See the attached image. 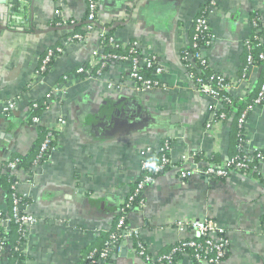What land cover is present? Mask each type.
<instances>
[{"label": "crops", "instance_id": "obj_1", "mask_svg": "<svg viewBox=\"0 0 264 264\" xmlns=\"http://www.w3.org/2000/svg\"><path fill=\"white\" fill-rule=\"evenodd\" d=\"M206 3L99 0L98 20L113 29L116 43L136 42L142 54L158 57L163 87L145 92L129 76L131 62L112 65L99 77H77L76 70L101 51L98 33L83 43H68V28L57 22L83 21L87 0H0V98L17 103L11 116L0 112V169L10 160L32 158L42 128L66 121L46 163L32 172L15 171L17 191L30 200L27 213L36 219L29 228L25 264H82L89 252L101 248L119 206L141 178L143 162L155 163L166 141L176 168L159 176L144 193L145 207L129 215L149 252L156 258L198 238L193 230L179 229L178 222L207 218L226 230L230 253L224 264H264V181L239 173L224 180L198 173L188 180L180 177L185 160L195 154L201 157L197 164L208 168L238 153L235 126L221 122L207 129L213 106L221 104L196 89L181 59ZM256 14L264 25V0H217L209 14L215 41L203 53L213 71L235 83V97L254 92L262 81L260 67L241 78ZM57 45L64 47L63 54L40 78L41 60ZM60 87L64 92L55 94L60 101L33 124L30 104ZM247 133L246 151L264 150V105L253 107ZM259 170L264 178V161ZM0 209L7 210L2 189ZM111 264L147 263L128 241Z\"/></svg>", "mask_w": 264, "mask_h": 264}, {"label": "trees", "instance_id": "obj_2", "mask_svg": "<svg viewBox=\"0 0 264 264\" xmlns=\"http://www.w3.org/2000/svg\"><path fill=\"white\" fill-rule=\"evenodd\" d=\"M59 1V0H56ZM212 2H215V5H212ZM96 13L98 14L99 11V0H96ZM87 5L88 9L86 12L85 19L81 22H77L75 20H68L64 21L63 19H58L59 25L66 26L68 28L67 32V38H68V43H81V41L75 39L76 35H81L82 37L86 36L89 31L87 30V26H89V16L91 13V3L87 0ZM213 6H217V0H208V3H206L197 18L195 19V22L193 24V34L191 37V42L190 45L183 50L181 54V59L183 62V65L185 68L188 70L189 76H192L193 79L192 81L195 83V86L197 89H200L202 84H209L212 86L214 90H218L220 92V95L222 97V108L218 110L216 113L217 118H220V115L224 114L227 117V122H229L232 126L236 127V139L238 141V153L236 154L237 156L229 158L228 160L232 159H238L236 162H244L246 163V167L243 168H237L235 165L229 169L231 170H236V173H239L245 177H250L253 179H258L261 181H264V178L262 174L258 171L260 164L264 161V150L262 149H257V151L254 154L249 153L246 151L245 146L247 142V135L245 134V129L241 127L240 125V119L244 114L247 115V119L249 114L251 113L253 107L256 105V101L258 99V95L262 89V86L264 84V66L261 65L260 68L263 70V75H262V81L260 86L254 90L252 93H248L243 100H241L239 97H235L231 92L229 91H224L219 88V80L220 77L224 78L226 83H231L230 80L225 78L223 75L215 72L212 70L210 61L207 57H205L203 50L204 48L210 47L213 42L215 41V36L211 31V27L209 24V14L211 13V8ZM260 17L258 14L253 18L252 23L254 25L255 20L259 19ZM199 19H206L208 22L207 29L204 28H199ZM55 23V25H57ZM97 27L99 29H105L107 31V34L101 38L100 41V48L101 51L99 54L96 56V62H98L97 65L91 66L90 63H86L82 65L79 68L84 69V72H79V68L76 70L77 77L80 80H86L90 77L93 76H99V72L101 74L106 73L109 68L112 65L115 64H120L125 62V59L129 56H134V57H142V52L140 48H138L136 42H131L127 45H121L118 43L111 44L110 43V38H114V31L113 29L109 26H104L101 25L98 16L96 19ZM257 30H261L259 32V35L264 34V27L262 23H259L258 26H253V33L251 36V41L254 43H257L255 41V34L257 33ZM83 43V42H82ZM60 49L64 51V47L61 45L54 46L48 50L46 55L43 57L41 60V64L38 68L37 71H39L40 67L43 64V61L49 57V62L46 64V70L44 72H39L40 78L45 77L48 75V73L52 70L53 65L55 63V60L57 57L63 54V52H60ZM246 49V62L243 66L242 70V76H245L247 73V68H248V56L253 55L254 58L258 56L259 53L264 52V45L259 46L257 48H252V49ZM102 55L106 57V59H102ZM204 56V57H203ZM204 60L206 62H204ZM140 69V74L144 77V79H150L153 75L154 70L151 68H147L146 66H142ZM131 75V72L129 71V76ZM132 80V79H131ZM202 81L203 83L201 84ZM160 85L163 87V84L160 83ZM62 88V87H60ZM56 101H60L59 96L52 94L51 92L47 94V96L40 100V101H34L30 104V109H32L31 113V122L33 124H36L33 121L34 117H41L45 112H47ZM36 105V107H34ZM38 125V124H36ZM49 129L48 128H42L41 132V140L39 141V145L32 156V158H17L10 160L7 162L1 169H0V189H2L5 194H6V204H7V210H4V214L9 216L11 219V223L8 226V230L6 233H4V229L1 227L0 224V236L3 240H5V248L6 251H3L4 249H1V244H0V260L1 262L3 261L4 257L7 259V264H25L26 263V254H25V247L27 244L28 239L24 238L23 235V227L21 226L20 223L16 221V219L13 217V207H14V201L15 199H18L20 201V210L21 213H25L27 211V208L29 206L30 200L27 198H24L21 196L18 191H17V182L19 181V178L17 174H15V171L17 170H26L28 172H32L33 167H34V161L40 154V149L45 141L47 135L49 134ZM58 146V135H57V140L55 142H51L49 145V151L45 155V157L39 161V163L42 165L45 162L49 160V157H51L53 151L55 148ZM248 152V153H247ZM257 152L262 154L263 159L257 157ZM249 154L252 158L251 161H243V157ZM194 162L197 164L200 162V154H195ZM161 157V153H159L158 159L155 163L153 164H159ZM206 160V159H205ZM227 160V161H228ZM214 162V158L210 160ZM11 163H16V168L11 169L9 165ZM223 163H212L211 166H220ZM172 167L171 166H165L164 170L158 174L155 175V179H157L159 176L162 174L166 173L167 171H171ZM231 176V175H230ZM144 178V172L142 171L141 178L139 179L138 182L134 184L131 196H133L134 200L131 201L130 197L127 199L123 204L119 206L118 209V215L115 219V222L113 224L112 230L108 233V235L105 238L104 244L101 248H98L96 250H92L89 252V254L85 257L83 260L82 264H93V260H99L101 253L108 248V243L113 241L114 243L109 247L110 253L109 257L105 260H103L104 264H111L113 263L117 257L119 256L120 251L122 250L123 244L128 243V241L133 242L134 248L136 251V254L139 256V250L140 247L139 245L142 244V246L146 247V252L145 255L142 256L141 258L147 263V264H166L167 261L163 259L164 256L171 255L172 256V264H181L182 260L184 258L185 254L190 255V259L194 262H197L195 257V251L194 249L191 248H186L183 245L187 242L188 240L181 241L177 243L175 246H173L168 252L163 253L156 258L149 252L146 244L144 241L141 239H138L135 237V235H132V237H129L130 233L132 232L133 228L130 225L129 222V215L133 211L139 210V202L143 199H145V191L151 187L147 186L144 190L141 192L137 193V188L139 182ZM212 180H224L228 177H219V176H210L209 177ZM129 206V207H128ZM127 207V208H126ZM123 208H126L127 213L123 212ZM125 217L124 224L120 226V221L121 219ZM2 219H4V216H2ZM264 224V220H263ZM198 242H201L200 239L196 238ZM177 249L176 252L174 250ZM3 254V255H2ZM149 259V260H148ZM151 259V260H150Z\"/></svg>", "mask_w": 264, "mask_h": 264}, {"label": "built area", "instance_id": "obj_3", "mask_svg": "<svg viewBox=\"0 0 264 264\" xmlns=\"http://www.w3.org/2000/svg\"><path fill=\"white\" fill-rule=\"evenodd\" d=\"M61 1L62 0H59V2H61ZM88 1L91 3V13H90V16L88 19L89 26H87V30L89 31V33L84 37H82L81 35L75 36V39L81 41V43L85 42L87 39H89V37L94 33H98L99 41H101V38H103V36H105L107 34V31L105 29H99L97 27L96 19H97L98 14L96 13V9H97L96 0H88ZM212 5H215V2H212ZM198 23H199V28L207 29L208 22L206 19H199ZM259 23H262L261 18L255 20L254 26H258ZM263 27H264V25H263ZM259 32H261V30H259V31L257 30V33L255 34L256 36L254 38L257 43L252 42L251 38H249L245 42V48L252 49V48H257L259 46L264 45V34L259 35L258 34ZM110 43L115 44L116 43L115 39L110 38ZM137 46L139 48L138 44H137ZM60 52H63V50L60 49ZM101 57L104 60L106 59V57L104 55H102ZM48 62H49V57L43 61L42 66L40 67L39 71H37V75L39 77H40L39 72H44L46 70V64ZM125 62H131V64H132L131 69H130V72H131L130 78L135 83V86L139 91L149 92V91H153V90L162 89V86L160 85L161 82L159 81V77L161 76V74L163 72V68H162V66L158 60V57L156 55H144V54H142V57L141 56L140 57L129 56L125 59ZM204 62H206V61L204 60ZM97 64H98V62H96V59H94L93 62H90L91 66H95ZM261 65L264 66V52L259 53L256 58H254L253 55H249L248 56V68H247L248 71L245 74V76L242 77V79L247 77L250 69H252L254 67H260ZM142 66H146L147 68H151L154 70L153 75L150 79H144V77L140 74L139 68H141ZM84 71H85L84 69L79 68V72H84ZM102 75L103 74H101L99 72V76H102ZM99 76H93V77H90L88 79H91L94 77H99ZM189 77L191 80L193 79L192 76H189ZM200 82H201V84L203 83L202 81H200ZM218 85H219V88L221 90L229 91V92H232L233 89L235 88L234 87L235 83L233 81H231V83L228 84L225 82L224 78H222V77H220ZM197 90L200 93L206 94V95L214 98L215 100H217L219 102V104H221V108H222V102L223 101H222V97L220 95V92L218 90H214L212 88V86L209 84L208 85L202 84L200 89H197ZM62 92H64V89L58 88L52 94L55 95L56 93H62ZM239 98L241 100H243L245 98V96L239 97ZM256 105H264V84H263L262 89L258 95ZM34 107H36V105ZM16 108H17L16 101H14V100L13 101H7V100H2L0 98V112L4 116H6V117L11 116L13 114V112L16 110ZM220 109H217L215 106H213V109H212L213 119L207 124L208 130H213L214 128H216L217 124H219L221 122H227L226 121L227 117L224 114L220 115L219 119L217 118L216 113ZM31 110L32 109L29 110L30 114L32 113ZM33 121L36 124H39L40 118L34 117ZM65 125H66V121L61 119L58 122V124H56L55 127L48 128L50 132L47 135L45 141L43 142V144L41 146L39 156L34 161L33 170H35V169H37V167L41 166L39 161H41L45 157V155L49 151V145L51 144V142H55L57 140V135L59 136V134L61 133V131L65 127ZM240 125H241V127H243L246 130L245 131V134L247 135L246 146H248L251 144V141H250V138H249L248 133H247V115L246 114H244L242 116V118L240 119ZM246 146H245V148H246ZM171 152H172V144L170 141H166L164 146L160 149V153H161L160 161L161 162L159 164H153V162H150L148 160H145L143 162L141 169L144 172V178L138 184L137 193L144 190L147 186H152L156 181L155 175L160 174L164 170L165 166H167V165L171 166L172 170L174 168H176V165L174 164V162L171 159ZM257 154H258L257 157L263 159L262 154H260L258 152H257ZM251 158L252 157L249 154H246L242 159H243V161L249 162L252 160ZM49 159H50V157H49ZM237 160L238 159H232V160L225 161L220 166H210L208 168H201L198 164H196L194 162V158H193V156H191V158H188L185 160V164L183 165L184 167L181 168L182 170L180 173V177L184 180H188L194 174H197V173L202 174L208 178L210 176L230 177V175L236 173V170H234V171L230 170L229 171V169H231L234 165L237 168H243V167L247 166L246 163H244V162H236ZM9 167L11 169H15L16 163H11L9 165ZM258 171H260V170L258 169ZM130 199H131V201H133L134 200L133 196H131ZM144 207H145V199H143L139 202V210L143 209ZM126 208L122 209L124 213H127ZM13 214H14L13 217L16 219V221L18 223H20L21 226L23 227L24 238L28 239L29 228H30V226H32L36 222V219L33 216L29 215L27 213V211L25 213H21L20 201L18 199H15V201H14ZM2 216H4V219H2ZM124 221H125V217H123L121 219L120 226H122L124 224ZM10 223H11V219L9 218V216L4 214V210L0 209V224H1V227L4 229V233H6V231L8 230V226L10 225ZM178 226H179L178 227L179 229L186 228V229H190V230L195 231L197 233L198 239L201 240V242H198L196 239H191L189 242H187L183 245L186 248L194 249L195 254H196L195 259L197 262L192 261L190 259V255L187 253L184 255V258H183L181 264H185L184 263L185 259L190 261L191 264H224L225 263V261L229 257V253H230V241L227 237L226 230L224 228H222L217 221L212 220V219H207V218H198V219H194V220L180 221V222H178ZM129 235H130L129 237H132V235H135V237H137L138 239H140V240L142 239L139 231L136 229H133ZM113 243H114L113 241L108 243V248L105 249L101 253L99 260H93L92 263L93 264H103V260H105L109 257V253H110L109 247ZM0 244H1V249H4L3 251H6L5 240H3L1 238V236H0ZM139 247H140L139 256L142 257L145 255L146 247L142 246V244L139 245ZM176 251H177V249L174 250V252H176ZM163 259L165 261H167L166 264H172V256L171 255L164 256ZM5 260L6 259L4 257L2 262L0 260V264H5Z\"/></svg>", "mask_w": 264, "mask_h": 264}, {"label": "water", "instance_id": "obj_4", "mask_svg": "<svg viewBox=\"0 0 264 264\" xmlns=\"http://www.w3.org/2000/svg\"><path fill=\"white\" fill-rule=\"evenodd\" d=\"M118 116H122V117H123V114H119V113H118ZM205 177H206V176H205ZM123 252L125 253V250H123Z\"/></svg>", "mask_w": 264, "mask_h": 264}]
</instances>
